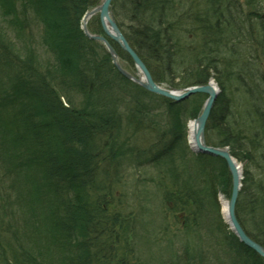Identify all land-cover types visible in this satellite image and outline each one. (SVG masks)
Segmentation results:
<instances>
[{
  "label": "trees",
  "instance_id": "trees-1",
  "mask_svg": "<svg viewBox=\"0 0 264 264\" xmlns=\"http://www.w3.org/2000/svg\"><path fill=\"white\" fill-rule=\"evenodd\" d=\"M100 1L0 0V18L7 21L0 24V163L23 190L21 195L19 186L15 190L27 226V236L22 233L27 238L18 244L23 264H34V255H28L34 248L43 247L39 264H70L90 252L89 233L98 225L91 213L96 201L81 191L83 180L77 177L100 168L104 158L98 142L105 131L109 162L122 155L143 157L171 178L161 189L167 200L182 192L181 201L192 196L183 230L188 243L200 244L193 234L203 227L207 241L213 238L222 247L224 264H264L222 221L218 194L228 197L230 189L224 160L210 157L209 162L186 147V122L197 116L205 95L175 103L120 74L104 46L80 27L84 13ZM111 10L155 82L183 88L214 78L220 93L206 121L205 140L229 147L245 161L235 215L245 233L264 246V0H112ZM30 16L41 26L37 37L48 52L45 65L36 59L26 31ZM87 28L103 34L97 15ZM108 40L132 65L128 54ZM120 112L124 141L119 140ZM10 118L14 127L7 123ZM65 190L68 207L58 200ZM212 227H218L214 234ZM36 232L43 245L32 239ZM3 250L0 242V264H9ZM187 250L186 245L192 259Z\"/></svg>",
  "mask_w": 264,
  "mask_h": 264
},
{
  "label": "rangeland",
  "instance_id": "rangeland-1",
  "mask_svg": "<svg viewBox=\"0 0 264 264\" xmlns=\"http://www.w3.org/2000/svg\"><path fill=\"white\" fill-rule=\"evenodd\" d=\"M30 17L25 21L26 31L32 34L31 39L34 42L36 59L45 65L49 59L48 52H45L43 48V41L40 42V38L37 37L41 26L37 20ZM0 22L1 26H7V21L5 22L2 18H0ZM183 27L184 25L180 26V30ZM188 37L189 35H187ZM121 59L119 58L120 63L128 64L127 61ZM129 67L134 74L138 75L133 65H129ZM213 88L216 92L220 91V88H216L214 85ZM61 100L66 102L64 97ZM119 117V140L124 141V112H120ZM13 119L10 118L7 122L11 125L10 127H14L13 123L16 124L15 119ZM190 120L192 119L186 122L187 132ZM16 133L19 134V130H16ZM108 135L105 131L103 142H98L99 148L102 150L101 157L104 158L100 163V168H96L95 171L92 170L94 174L89 172L84 173V176L80 178L77 177L78 180H83L82 192L85 191L94 197L100 196L99 199H90L96 201L94 204L96 210L95 212L91 211V213H95L98 225L91 227L89 237L93 239V243L89 245L90 252L86 258H82V260L72 258L74 260L71 259L70 264H135L136 258L139 264H215L209 255L210 246L206 239L208 233L205 228L200 227L201 230L199 229L198 233L196 229L194 234L192 231L190 232V234L199 237L200 244L196 242L188 243L185 235H183L184 226H187L186 220L189 217L188 212L185 210H187L189 204H192V196L190 199L184 197L181 201L178 199L183 194L181 191L182 193L177 192L180 194L178 197L173 199L169 197L167 200L162 196L163 190L161 191V189L168 188L170 183L168 180L171 178L166 176L161 169L159 170L156 164L146 162L143 157L134 160L132 157L124 159V155H122L117 160L110 157L112 162H109V157L106 156L108 146L105 145V142L109 140ZM158 149L160 148L158 147ZM153 151L156 150L153 149ZM204 160L212 162L213 159L207 158ZM239 162L244 172L245 161ZM247 166L255 171L252 164ZM204 171L207 172V168ZM92 174L93 178H90ZM5 175L4 169L0 167V206H2L0 209V223L3 225L0 230H3L5 226L9 228V234L0 238L4 249L6 243H9L7 240L11 239V235L21 237L24 232L22 215L19 212L18 214L15 213L20 206L19 194L16 192V188L17 186L21 188V184L14 180L13 175L9 176L7 180ZM22 193L21 188L20 195ZM58 197V200L61 199L65 206L71 205L68 191H63L62 196L59 195ZM221 198L226 201L228 199L221 195L219 197L220 206ZM97 201L99 202L97 203ZM36 211L39 212V209H36ZM208 212H210L211 217L214 216L213 211ZM43 213L40 210V214L43 215ZM67 223V220L61 221L62 225H68ZM217 228H213L212 234L217 232ZM195 238L197 239V237ZM60 239L63 240V236ZM54 241L56 242V239ZM186 245L187 251L192 254V259H188V255L185 253ZM199 245L203 246L204 249L201 247L200 253L197 254L196 250ZM7 258H9V261H7L9 264H23L20 263L22 258L18 253H14V256L10 254ZM7 258L5 259L7 260Z\"/></svg>",
  "mask_w": 264,
  "mask_h": 264
},
{
  "label": "water",
  "instance_id": "water-1",
  "mask_svg": "<svg viewBox=\"0 0 264 264\" xmlns=\"http://www.w3.org/2000/svg\"><path fill=\"white\" fill-rule=\"evenodd\" d=\"M110 2H111V0H103L99 6L93 8L92 10L85 13L84 18H83V23H82V29H83L84 33L90 38L102 41L106 45V47L109 51V54L111 55L112 62L114 64V66L117 68V70L121 74H123L125 77L137 82L138 84H140L141 86H143L146 90H148L150 92L163 95V96L168 97L174 101H181V100L185 99L186 97H188L189 95L196 93V92L206 93L208 95V98L206 99V101L204 103L203 110H202L201 114L193 122V123L197 124L196 132H194V140L197 143H204L205 144L204 136H203L204 124H205V121H206L207 116L209 114L210 108L212 106V103H213V101L216 97V93H217L214 90L213 86H211L210 83H208V84L201 85V86L190 87V88H187L186 91H184L185 93H183V91H181V90L170 91V90L164 89V88L160 87L159 85H157L153 81V79H152L148 69L144 65V63L137 56L136 52L130 47V45L128 44L124 35L119 30L117 24L115 23L114 19L110 15V10H109ZM96 12H98V14H99L100 24H101V27H102L104 33L107 36H109L113 41L117 42L120 45V47L129 54V56L131 57V59L133 60V62L135 64V66L141 71L143 78L136 79L131 74H129L128 72H126L124 69H122L120 67V65L116 61V53H115L114 49L112 48V46L109 44V42L103 36L91 35L90 33H88L86 26H85V20H86V18H88L89 16H91L92 14H94ZM209 149L212 150L211 148H209ZM212 154L221 156L219 151H217L216 153L213 151ZM223 157L225 158L224 153H223ZM228 164L230 165V169L232 172V179L231 180H232V186L233 187H232V192H231V195L229 197V200L226 202V209H227L226 219H227V222H228L231 230L238 237L239 241H241L243 244H245L246 246H248L252 250L256 251L260 256H262L264 258V248H262L260 245H258V243H256L255 241H253L251 238H249L246 235V233L241 228V226L239 225V223L235 217L234 205H235L236 195H237V191H238L237 190V186H238L237 182L239 179V175L235 174V172H234L235 170L233 169L230 158L228 160Z\"/></svg>",
  "mask_w": 264,
  "mask_h": 264
},
{
  "label": "bare ground",
  "instance_id": "bare-ground-1",
  "mask_svg": "<svg viewBox=\"0 0 264 264\" xmlns=\"http://www.w3.org/2000/svg\"><path fill=\"white\" fill-rule=\"evenodd\" d=\"M114 43L115 44H117L118 46H120L117 42H115L114 41ZM118 56H119V54H118ZM137 56H138V54H137ZM139 57V56H138ZM140 58V57H139ZM141 59V58H140ZM134 78H136V77H138V75L137 74H135V75H132ZM213 80H214V78L213 77H211ZM212 83H210V85L211 86H213V85H217V83L215 82V81H211ZM157 84V83H156ZM157 85H159V84H157ZM160 87H162V88H164V89H167V90H170V91H172L173 90V87H170V86H167V85H165V86H162V85H159ZM192 85H190L189 87H191ZM184 91H186V87H183V93H185ZM182 93V94H183ZM219 93H220V91H218L217 92V95H219ZM189 98L191 97L190 95L188 96ZM187 98V97H186ZM196 129H197V124L196 123H192L191 122V124L189 125V130H188V132H187V129H186V132H185V136H184V140H185V144H186V147H187V149H188V151L189 152H193L194 154H202V158L203 159H207V158H220V159H222V160H224V163H225V166H226V168H227V171H228V173H229V175H230V189H229V196L228 197H226V198H228L227 199V201L229 200V197H230V195H231V192H232V172H231V169H230V165L228 164V160H229V158L231 159V164H232V166H233V169L235 170L234 172H235V174H237V175H239V179H238V182H237V184H238V186H237V195H236V200H235V205H236V201H237V199H238V197H239V195H240V191L242 190V188H243V177H242V173H244L243 172V170H242V165H241V163L238 161V159H236L231 153H230V150H229V147H227V146H215V145H209V144H204V143H197L195 140H194V132H196ZM169 142V141H168ZM167 142V143H168ZM43 145V144H42ZM205 147V148H204ZM209 148H211L215 153L217 152V151H219V153L221 154V156H219V155H213L212 153H213V151L212 150H210ZM217 151H216V150ZM223 153L225 154V158L223 157ZM218 154V153H217ZM210 158V159H211ZM43 163H44V161H43ZM0 167H2L1 166V163H0ZM9 176L10 175H5V177H6V180L9 178ZM4 177V178H5ZM90 198H92V199H97L98 197H94L93 195L90 197ZM225 199H223V198H221V206H220V208H221V211H222V213H224V212H226L227 211V209H226V202H227ZM234 205V206H235ZM2 208V206H0V209ZM18 211H19V209L18 210H16V214H18ZM20 219V218H19ZM239 223V222H238ZM240 225V224H239ZM3 225L0 223V227H2ZM227 226V225H226ZM26 225L24 224V233H25V235H26ZM228 227V226H227ZM242 228V227H241ZM243 229V228H242ZM28 230V229H27ZM5 234H4V233ZM3 232L2 231H0V236L2 237L3 235H8L9 234V228L7 227V226H5V228L3 229ZM29 234V233H28ZM23 236V235H21V237H19V239H17L16 240V238H11V239H9V240H7L9 243H6V245L4 246L5 247V249L3 250L4 252H5V255H7V257H8V255H10V254H13V256H14V253H18V254H21L22 255V251L18 248V244H21L20 242H24L25 241V239L27 238L26 236ZM247 235V234H246ZM248 236V235H247ZM249 237V236H248ZM250 238V237H249ZM35 242H36V244H41V245H43L44 244V242H45V240L41 237V235L39 234V233H35V236L32 238ZM253 240V239H252ZM10 241H12V242H10ZM20 241V242H19ZM254 241V240H253ZM256 242V241H255ZM208 243H209V246H210V250H209V255H210V258H212V260L214 261V263L215 264H224V258L222 257V247H220V248H218V246L216 245V243L214 242V239L213 238H211V239H209L208 240ZM256 243H258V242H256ZM27 245V243H25L24 244V246H26ZM258 245H260L262 248H264V246L263 245H261V244H259L258 243ZM203 248L204 249V247L203 246H198L197 247V250H196V253L198 254V253H200V248ZM247 248H249L248 246H246ZM42 249H43V247H40L39 248V250L37 249V248H34V250H31V251H27L28 252V255H34V260H33V263L34 264H39V259L41 258V257H43V256H45V255H43L42 254ZM249 249H251V248H249ZM252 250V249H251ZM254 251V250H253ZM257 255H259L256 251H254ZM45 253V252H44ZM213 253H215L216 254V257L214 258L213 257ZM260 256V255H259ZM6 257V258H7ZM260 257H262V256H260ZM263 258V257H262ZM9 258H7V261H9L8 260ZM264 259V258H263ZM20 263H23V262H20Z\"/></svg>",
  "mask_w": 264,
  "mask_h": 264
}]
</instances>
